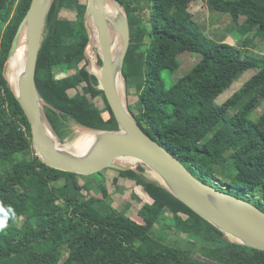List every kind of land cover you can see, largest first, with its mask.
<instances>
[{
    "label": "trees",
    "instance_id": "16d2710c",
    "mask_svg": "<svg viewBox=\"0 0 264 264\" xmlns=\"http://www.w3.org/2000/svg\"><path fill=\"white\" fill-rule=\"evenodd\" d=\"M118 1L130 22L123 74L127 88L138 96L140 127L199 180L264 211V113L250 118L264 101V56L207 37L188 11L194 0ZM213 1L217 11L237 22L244 19L242 34L258 30L264 35V0ZM106 2L123 15L114 0ZM31 3L0 0V264H264V251L231 242L165 188L143 178V166L117 171L152 199L141 207L138 221L109 204L107 190L103 198L96 197L90 183L80 184L81 175L53 169L40 159L29 121L5 75ZM70 8L77 10L81 25L78 41L71 22L61 16ZM86 10L87 0H54L39 54L37 88L52 106L53 128L62 142L68 140L61 125L66 119L89 129L119 130L98 78L87 69ZM184 53L201 59L181 74L179 56ZM45 57L55 66L66 65L73 79L57 80L53 66H40ZM235 70L256 73L224 104H216ZM64 89L76 93L65 97ZM92 91L103 95L109 120L93 100L80 97ZM228 164L231 168L218 179ZM169 221L180 222L181 232L196 238L195 246L162 236L157 227ZM65 251L69 255L61 263Z\"/></svg>",
    "mask_w": 264,
    "mask_h": 264
},
{
    "label": "water",
    "instance_id": "95a60500",
    "mask_svg": "<svg viewBox=\"0 0 264 264\" xmlns=\"http://www.w3.org/2000/svg\"><path fill=\"white\" fill-rule=\"evenodd\" d=\"M104 1L87 0L85 24L90 42H93L94 33L98 34L97 46L102 61L100 76L89 72L98 78L99 89L105 94L119 130L89 129L100 133L94 141H81L75 145L70 143V147L64 148L63 142L45 117L44 100L37 88L36 75L47 19L54 0H32L17 31L8 62L17 50L24 27L27 35L26 58L17 90L8 82L31 126L32 142L37 155L53 169L81 176H92L106 169L129 171L137 170L139 165L147 167L160 176L156 180L160 186L223 232L231 242L264 251V211L199 180L175 155L140 127L128 105L119 97L114 81L116 59L109 31L110 20ZM114 2L123 9L126 17L125 22L116 28L121 34L118 65L126 84L123 67L130 46L131 31L127 11L118 0ZM122 158L135 159L137 165L122 166Z\"/></svg>",
    "mask_w": 264,
    "mask_h": 264
},
{
    "label": "rangeland",
    "instance_id": "374dc122",
    "mask_svg": "<svg viewBox=\"0 0 264 264\" xmlns=\"http://www.w3.org/2000/svg\"><path fill=\"white\" fill-rule=\"evenodd\" d=\"M215 1L213 0H194L189 4L188 11L192 13L194 21L199 26L200 30L210 39H212L215 43L219 42H226L231 45H236L237 47L241 48L244 54H248L254 57H262L264 56V35L259 33L258 30H254L248 32L247 34H242L240 32L241 24L243 23L244 19L242 18L240 21H235L230 15L223 14L215 9ZM122 9V8H121ZM123 10V9H122ZM61 16L63 18L68 19L71 22L73 27L74 38L76 41L80 38V31L81 25L77 20V10L74 8L64 9L61 12ZM149 16L148 13H145V19ZM125 14L123 11V19L122 22H125ZM127 21L129 22V17L127 16ZM145 21V20H144ZM139 23V22H138ZM90 24V23H89ZM144 24V25H143ZM130 26V22H129ZM139 28H145V23H139ZM146 29V28H145ZM144 29V30H145ZM131 31V29H130ZM98 36H97V43L90 42L86 50V56L88 60L87 69L88 71L92 72L93 74H99L97 70L95 71L94 66L101 72V52L99 47ZM113 44V43H112ZM89 52L90 56H89ZM181 61V74H186L193 68L201 59L200 56L194 55L192 53H184L179 56ZM9 63L6 68V78L9 80L10 70H9ZM46 65L53 66L55 78L62 79V78H70L73 79V71H68L66 65L55 66L52 64L50 58H42L40 61V66L44 67ZM230 72H227V74ZM239 71L235 70L232 71L230 74L231 82L228 84L226 89L220 92V94L215 99V103L218 105L224 104L227 100H229L237 91H239L243 85L252 78V76L256 73L254 70H250L245 73H240ZM11 84V83H10ZM126 85V102L130 112L135 117L137 115V102L138 96L135 92V89L132 88L131 90L127 88ZM130 90V91H129ZM75 91H71L69 89H64L62 94L67 96H74ZM249 97L251 96L248 94ZM78 98L79 96H75L74 98ZM82 98H90L94 101L96 106L102 112L103 117L105 120L110 119V112L107 108L105 103L104 97L101 94L92 91L90 95L80 96ZM248 96L244 99L243 102L239 103L237 107L233 108L235 110L239 109L245 100L249 98ZM44 106V113L45 117L50 126L53 127V113H52V106L43 102ZM50 108V109H49ZM134 112V113H133ZM264 113V101L259 105V107L250 115L252 120H257L262 114ZM135 114V115H134ZM62 131L67 132L68 140L63 142V144H70L76 141L79 137V130L81 129H89L86 128L74 120L66 119L62 122ZM54 129V128H53ZM78 131V132H77ZM56 132V131H55ZM57 134V132H56ZM58 135V134H57ZM59 136V135H58ZM142 166V165H139ZM144 167V166H143ZM231 168V164H228L227 168L221 169L217 177L218 179H222L224 174ZM143 178L149 181H153L157 183V176L153 175V171L147 167H145V171L141 174ZM117 179V181H114ZM80 184H88L90 183L92 186V194L96 197L103 198L104 190L108 192V199L106 200L109 204L113 207L117 208L120 211L127 212L130 217L141 221L137 214L140 211L141 207L145 203H151L152 199L146 195L142 187L137 186L135 182L131 181V179L119 176L117 170L114 169H106L101 172V174H95L92 176H82L79 178ZM63 182L59 184H55L60 186ZM95 184V185H92ZM170 216H172L169 213ZM183 219V218H182ZM184 220V219H183ZM179 223V224H177ZM176 225L173 221L163 222L160 227H157V231L160 234L173 242H178L188 247H194L196 243V238L194 236H187L181 232V223L177 222ZM231 241V239H229ZM69 253L65 251L61 257V263L66 261ZM201 258V256H199Z\"/></svg>",
    "mask_w": 264,
    "mask_h": 264
},
{
    "label": "bare ground",
    "instance_id": "6f19581e",
    "mask_svg": "<svg viewBox=\"0 0 264 264\" xmlns=\"http://www.w3.org/2000/svg\"><path fill=\"white\" fill-rule=\"evenodd\" d=\"M104 8H105L107 17L110 20L109 21V31H110V37L113 43L114 57L116 59V73H115V78H114L115 86H116L119 97L122 99V101L125 104H127L125 82L120 73L119 65H118L119 54L121 51V34L116 29L117 25H119L122 22L123 15L120 14L118 11L110 8L106 0L104 1ZM97 36L98 34L95 32L94 37H93L95 43H97ZM26 39H27L26 28L24 27L23 32L21 33V36L18 39L17 50L15 54L13 55V57L11 58L10 63H9V70H10L9 82L11 83L12 87L15 90H17V86L19 84L20 78L22 77L21 76L22 68H23L25 58H26V50H27ZM90 53L91 52H89V56H90ZM96 75L100 76L101 72H100V75L99 74H96ZM78 133H79V137L76 139L75 142L72 143L74 145L81 143V141H85V142H87L88 140L94 141L98 138V135H100L99 132L89 130V129H81L79 130ZM72 144H64V146L62 145V147L68 148ZM120 164L122 166H135L137 165V161L132 158H122L120 160ZM155 174L157 175V180H159L160 176L156 172Z\"/></svg>",
    "mask_w": 264,
    "mask_h": 264
},
{
    "label": "clouds",
    "instance_id": "9594fccd",
    "mask_svg": "<svg viewBox=\"0 0 264 264\" xmlns=\"http://www.w3.org/2000/svg\"><path fill=\"white\" fill-rule=\"evenodd\" d=\"M3 222H0V224H2Z\"/></svg>",
    "mask_w": 264,
    "mask_h": 264
}]
</instances>
